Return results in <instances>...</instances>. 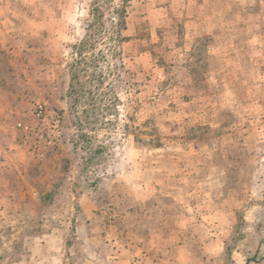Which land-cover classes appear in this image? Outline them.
Returning a JSON list of instances; mask_svg holds the SVG:
<instances>
[{
	"label": "rangeland",
	"instance_id": "obj_1",
	"mask_svg": "<svg viewBox=\"0 0 264 264\" xmlns=\"http://www.w3.org/2000/svg\"><path fill=\"white\" fill-rule=\"evenodd\" d=\"M0 264H264V0H0Z\"/></svg>",
	"mask_w": 264,
	"mask_h": 264
},
{
	"label": "trees",
	"instance_id": "obj_2",
	"mask_svg": "<svg viewBox=\"0 0 264 264\" xmlns=\"http://www.w3.org/2000/svg\"><path fill=\"white\" fill-rule=\"evenodd\" d=\"M108 1H113V0H108ZM122 3H126L128 2L129 0H120ZM100 2V1H99ZM96 3L98 4V1H96ZM124 9L122 8L120 12H118V17H119V20H120V25L123 27V29H125L126 27V21H125V18H124Z\"/></svg>",
	"mask_w": 264,
	"mask_h": 264
},
{
	"label": "built area",
	"instance_id": "obj_3",
	"mask_svg": "<svg viewBox=\"0 0 264 264\" xmlns=\"http://www.w3.org/2000/svg\"><path fill=\"white\" fill-rule=\"evenodd\" d=\"M41 108V107H40Z\"/></svg>",
	"mask_w": 264,
	"mask_h": 264
}]
</instances>
